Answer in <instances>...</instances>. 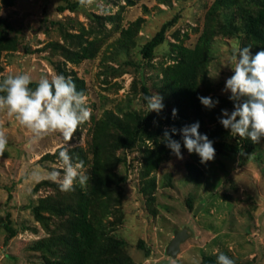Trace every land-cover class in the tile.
Returning <instances> with one entry per match:
<instances>
[{
    "label": "rangeland",
    "instance_id": "1",
    "mask_svg": "<svg viewBox=\"0 0 264 264\" xmlns=\"http://www.w3.org/2000/svg\"><path fill=\"white\" fill-rule=\"evenodd\" d=\"M67 2H77L76 8L59 10ZM213 2L92 0L90 6L81 7L78 0H0V17L11 26L0 25V81L23 72L33 81L74 73L85 82L86 106L92 110L71 141L59 132L33 140L15 116L0 110V127L8 138L7 150L0 156V264H46L59 259L63 248H38L35 243L65 233L70 212L58 210L60 203L78 202L80 193L89 188L96 157L102 175L110 178L99 189L95 210L101 234L121 241L117 255H125L132 264H202L204 255L217 261L223 253L235 264H264V139L253 143L231 134L219 122L222 110H234L231 93L223 91L233 75L234 49L251 47L255 55L264 42L246 33L239 10L213 14ZM239 2L252 12L258 8L251 0ZM137 18L134 32L120 42L122 30ZM163 25V41L150 58H144L143 45ZM201 35L198 95L219 103L211 109L203 105L197 120L195 111L173 95L169 83L170 74L197 47ZM142 86L148 96L163 97L159 114L149 112ZM173 109L178 110L175 117ZM108 112L146 127L131 148L117 147L107 137ZM197 121L200 133L216 150L207 164L188 152L179 131L171 132ZM108 127L114 135L119 133ZM166 130L181 143L183 159L167 147ZM234 145L238 151L232 150ZM63 149L74 164L83 162L82 170L89 177L84 185L74 181L70 191L60 188ZM52 170L60 178H50ZM44 197L56 200L59 207L41 209L40 219L34 207ZM7 215L17 232L9 239L3 226ZM183 227L189 236L172 258L166 246L174 229Z\"/></svg>",
    "mask_w": 264,
    "mask_h": 264
},
{
    "label": "clouds",
    "instance_id": "2",
    "mask_svg": "<svg viewBox=\"0 0 264 264\" xmlns=\"http://www.w3.org/2000/svg\"><path fill=\"white\" fill-rule=\"evenodd\" d=\"M81 7L92 4V0H78ZM251 47L234 49L230 57L233 75L226 80L224 92H230L229 99L234 102V110H222L219 122L231 134L246 137L253 143L264 139V48L252 55ZM32 76L27 73L9 75L0 81V110H6L9 115L29 129L33 140H39L50 132H59L66 141H71L74 133L81 124L91 117V108L87 107V97L78 91L72 77L56 74L49 78L41 76L33 89ZM206 108H214L219 101L211 97H198ZM149 112L159 114L164 109L163 97L158 93L145 96ZM177 109L172 115H177ZM200 123L197 121L186 125L182 129L172 128L171 132H180L183 145L188 152L196 153L202 164L213 161L216 150L213 142L206 134H201ZM164 137L167 147L173 154L183 159L181 143L171 138L166 130ZM8 138L6 131L0 127V156L7 150ZM59 158L64 165L63 177L60 179L61 191L73 189L77 179L84 185L89 177L83 172V162L73 163L67 149L59 152ZM50 178L58 179L60 174L56 170L49 173ZM217 264H235L229 256L221 253L217 257Z\"/></svg>",
    "mask_w": 264,
    "mask_h": 264
},
{
    "label": "trees",
    "instance_id": "3",
    "mask_svg": "<svg viewBox=\"0 0 264 264\" xmlns=\"http://www.w3.org/2000/svg\"><path fill=\"white\" fill-rule=\"evenodd\" d=\"M258 6L255 12L242 7L239 0H214L210 12L213 14L218 10L221 12L240 11V16L244 19V30L251 34L254 38L264 42V0H251ZM77 2H67L59 7V10L69 9L74 10ZM139 24V18L131 22L127 28L122 30L120 42L123 39H128L130 34L134 32V27ZM0 25L6 29H10L9 22L0 17ZM166 25H163L152 38H150L142 47L141 53L144 58L152 56L154 48L159 45L164 39ZM204 41V35L200 37V43L193 51H188L186 60L180 62L175 71L170 74L169 88L173 95L183 99L195 111V118L199 120L200 110L203 107L198 97V89L195 83L196 75L201 62H199L200 54ZM1 44V43H0ZM84 56H92L91 53H85ZM65 76V75H64ZM71 76L76 84L78 91L86 92V85L83 79L76 76L74 73H69L65 77ZM37 81H33L31 88L37 86ZM144 97L148 96V91L145 86H142ZM105 129L107 128V137H112V141L117 147L131 148L141 132L146 131V127H141L140 122L131 125L123 121L111 113H106ZM144 125H147V119L143 120ZM108 125H112L119 133L115 135L110 132ZM219 148V147H218ZM233 151H238L237 146L231 147ZM219 150V149H218ZM97 158V157H96ZM94 159L92 171L90 174V186L87 190L80 193L78 202L60 203L58 209L63 212H70V217L65 219L67 222L65 233L53 234L49 237L36 241L38 248H50L51 246H59L63 248L58 260L48 261L46 264H132L129 259L121 254L117 255V247L121 245V241L105 237L101 234L100 219L96 214L97 200L99 199V189L107 185V180L110 177L103 176L98 165L97 159ZM41 182V181H40ZM40 183L36 185L35 188ZM102 186V187H101ZM59 202L50 198H41L40 203L34 207V214L38 218H42L41 209H55ZM188 206H191L187 201ZM7 220L3 222L4 228L8 231L9 239L16 235V230L10 225L9 215ZM202 264H217V261L212 255H204Z\"/></svg>",
    "mask_w": 264,
    "mask_h": 264
},
{
    "label": "water",
    "instance_id": "4",
    "mask_svg": "<svg viewBox=\"0 0 264 264\" xmlns=\"http://www.w3.org/2000/svg\"><path fill=\"white\" fill-rule=\"evenodd\" d=\"M188 236L189 234L186 232V227H183L182 229H174L173 237L170 239L165 249L166 254L172 258L176 257L180 249V243H182Z\"/></svg>",
    "mask_w": 264,
    "mask_h": 264
}]
</instances>
